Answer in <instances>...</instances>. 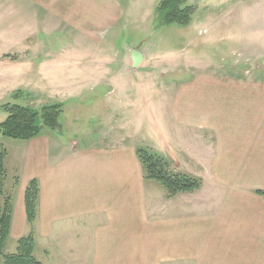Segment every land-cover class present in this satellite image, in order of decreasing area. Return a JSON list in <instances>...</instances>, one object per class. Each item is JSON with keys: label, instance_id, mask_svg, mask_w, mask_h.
I'll use <instances>...</instances> for the list:
<instances>
[{"label": "crops", "instance_id": "obj_1", "mask_svg": "<svg viewBox=\"0 0 264 264\" xmlns=\"http://www.w3.org/2000/svg\"><path fill=\"white\" fill-rule=\"evenodd\" d=\"M123 6L119 0H0V27L22 38L2 61L19 64L30 82H42V97L51 86L49 97L62 108L70 98L102 86L107 102L97 111H82L98 119L86 131L73 119L58 131L43 129L30 141L0 136L7 151L4 190L12 202L5 253L14 254L18 240L30 233L25 191L36 180L34 257L44 264H264V199L256 194L264 191V75L192 76L171 90L177 101L201 87L195 93H202L203 107L193 98L187 120L173 107L177 126L189 132L182 156V140L178 153L161 142L150 150L202 186L167 199L160 185L144 179L132 142L139 131L130 132L127 115L137 101H145L139 71L149 68L156 79L151 66L159 62L147 64L155 53L145 47H113L122 34L120 21L131 15ZM156 15L155 25L162 27ZM57 33L61 44L44 43ZM106 43L107 56L88 53ZM134 50L142 57L136 66ZM55 81L68 84L57 87ZM88 82L92 88L85 91ZM212 99L217 105L209 104ZM80 108L69 106L71 118L81 114ZM94 130H101L104 143L84 141Z\"/></svg>", "mask_w": 264, "mask_h": 264}, {"label": "rangeland", "instance_id": "obj_2", "mask_svg": "<svg viewBox=\"0 0 264 264\" xmlns=\"http://www.w3.org/2000/svg\"><path fill=\"white\" fill-rule=\"evenodd\" d=\"M119 1L124 4L123 7L127 12H131V15L128 16L127 13L120 21L119 31L122 34L119 35V40L113 41V47L117 51L123 44L145 47L155 53L149 55L147 64H154V60L159 62L151 66L152 73L155 72L160 76L157 75L156 79L148 75L149 68L139 71L141 78L137 80L144 86L142 93L145 101L141 103L137 101V107L127 114L131 117L130 132L134 133L138 129L140 135L132 142L138 150L144 149L148 152L152 151L150 148L156 142H161L165 148L178 153L176 144L182 140L179 144L182 156L189 132L185 125L177 126L178 117L173 107L178 106L182 109L178 115L181 119L187 120L188 107L193 98L198 107H203L202 93H195L202 88L196 90L194 88L193 94L184 93L177 101L176 95L172 100L171 90L174 88L178 90L192 76L223 78L229 73L250 72L264 75V0H183L185 5L193 6L196 10L192 18L194 23L188 27L156 26L155 12L160 0ZM18 37L20 42L22 39L20 33L6 31V28L0 27V57L2 54L16 51L10 47ZM43 40L46 45L48 41L61 44L58 33L50 34V38ZM74 50L75 53L79 51L78 55L82 56L81 53L85 55V52H81L84 50ZM88 53L99 57L107 56V53H111V48L106 43L97 50L89 49ZM133 77L135 79L136 76ZM31 79V75L19 72V64L11 60L7 63L0 58V123L7 117L2 109L5 105L40 109L55 104L54 99L49 97L54 92L51 90L52 87L49 86L50 91L46 92L47 96L42 97V82H30ZM52 84L64 87L68 82L55 81ZM88 84L85 91L92 88L91 83ZM94 90L96 91H93L92 95L84 93L83 96L74 98L75 100L70 98L63 104L64 115L61 114L59 118L60 126L72 124L71 120L75 119L74 122L78 123L76 127L86 131L88 127L92 128L90 125L97 123L95 114L86 117L82 113L83 110L94 112L102 105H107L105 97L102 96V92L106 91L105 87H96ZM133 90L137 89L133 87L130 90L134 94ZM209 104L217 105L216 100L213 99L209 100ZM72 105L80 106L81 114L73 115L71 118L68 108ZM199 118L196 113V119ZM86 123H90L89 126ZM100 131H92L94 132L92 136L84 141L101 143L104 138ZM151 184L160 187L154 181Z\"/></svg>", "mask_w": 264, "mask_h": 264}, {"label": "trees", "instance_id": "obj_3", "mask_svg": "<svg viewBox=\"0 0 264 264\" xmlns=\"http://www.w3.org/2000/svg\"><path fill=\"white\" fill-rule=\"evenodd\" d=\"M195 11V7L185 5L183 0H160L156 9V23L161 26L187 27L191 24ZM2 109L7 114L5 120L0 123L2 138L30 141L39 136L43 129L60 130L61 104L44 106L38 110L8 104ZM137 156L142 165L144 179L160 185L167 199L200 190L202 186L200 179L174 171L171 162L164 157L144 149L137 150ZM6 157V149L0 145V264H44L34 257L36 242L33 224L37 217L39 195L36 180L30 181L25 191V207L30 233L18 240L14 254L5 253L12 216L11 196L4 190L7 178ZM16 182L17 178H15ZM256 194L264 199V191H257Z\"/></svg>", "mask_w": 264, "mask_h": 264}, {"label": "water", "instance_id": "obj_4", "mask_svg": "<svg viewBox=\"0 0 264 264\" xmlns=\"http://www.w3.org/2000/svg\"><path fill=\"white\" fill-rule=\"evenodd\" d=\"M131 56H132V60H133V65L134 66L138 65L141 61V58H142L141 54L134 50V51H132Z\"/></svg>", "mask_w": 264, "mask_h": 264}]
</instances>
